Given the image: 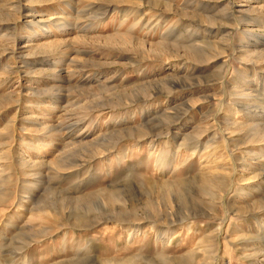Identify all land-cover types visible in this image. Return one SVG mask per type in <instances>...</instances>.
<instances>
[{"label": "rangeland", "instance_id": "obj_1", "mask_svg": "<svg viewBox=\"0 0 264 264\" xmlns=\"http://www.w3.org/2000/svg\"><path fill=\"white\" fill-rule=\"evenodd\" d=\"M77 257L264 264V0H0V264Z\"/></svg>", "mask_w": 264, "mask_h": 264}, {"label": "bare ground", "instance_id": "obj_2", "mask_svg": "<svg viewBox=\"0 0 264 264\" xmlns=\"http://www.w3.org/2000/svg\"><path fill=\"white\" fill-rule=\"evenodd\" d=\"M21 236V235H20ZM22 237V236H21ZM21 237H19V239H21ZM17 241H12L10 244H9V250H12L11 251V257L12 258H16L17 256V254H19V253H17L18 251H20V248L19 247H17ZM14 250V251H13ZM10 258V257H9ZM84 258V257H83ZM67 264H89V262L88 261H86V260H84V259H81V258H79V257H77V259L76 260H73V261H71V262H68Z\"/></svg>", "mask_w": 264, "mask_h": 264}]
</instances>
